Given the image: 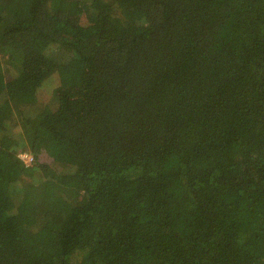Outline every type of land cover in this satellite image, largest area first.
Returning <instances> with one entry per match:
<instances>
[{"label":"trees","instance_id":"1","mask_svg":"<svg viewBox=\"0 0 264 264\" xmlns=\"http://www.w3.org/2000/svg\"><path fill=\"white\" fill-rule=\"evenodd\" d=\"M0 264H264V0H0Z\"/></svg>","mask_w":264,"mask_h":264},{"label":"built area","instance_id":"2","mask_svg":"<svg viewBox=\"0 0 264 264\" xmlns=\"http://www.w3.org/2000/svg\"><path fill=\"white\" fill-rule=\"evenodd\" d=\"M21 158L23 159V161L26 163L27 166L31 165L34 160L33 155L27 152L23 153L21 155Z\"/></svg>","mask_w":264,"mask_h":264}]
</instances>
